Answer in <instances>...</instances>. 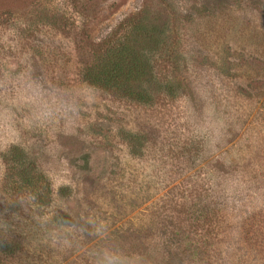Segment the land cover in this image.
<instances>
[{"label": "rangeland", "instance_id": "374dc122", "mask_svg": "<svg viewBox=\"0 0 264 264\" xmlns=\"http://www.w3.org/2000/svg\"><path fill=\"white\" fill-rule=\"evenodd\" d=\"M157 7L169 89L89 85ZM105 251L264 264V0H0V264Z\"/></svg>", "mask_w": 264, "mask_h": 264}, {"label": "trees", "instance_id": "16d2710c", "mask_svg": "<svg viewBox=\"0 0 264 264\" xmlns=\"http://www.w3.org/2000/svg\"><path fill=\"white\" fill-rule=\"evenodd\" d=\"M151 14L150 20L142 19L139 22L135 20L129 28V33L120 37L113 44L111 63L114 62L110 68L105 65L103 71L93 75L92 78L88 77L89 85L102 87L107 92L113 91L114 95L119 94L142 104L149 103L148 95L151 91L149 88L152 89L151 92L156 93H158V89H169L168 84H162L165 86L162 87L157 81L155 82L157 77L155 78L154 75L156 67L153 60L156 55L168 58L169 54L167 55L166 52L171 48L175 36L178 35L175 33V29L171 34H166L162 32L161 27H158L161 15L160 7L156 8V13L153 11ZM146 82H151L152 85L148 88ZM134 85L139 89L135 90ZM141 87L142 92L140 91ZM152 263L151 261L149 264Z\"/></svg>", "mask_w": 264, "mask_h": 264}, {"label": "clouds", "instance_id": "9594fccd", "mask_svg": "<svg viewBox=\"0 0 264 264\" xmlns=\"http://www.w3.org/2000/svg\"><path fill=\"white\" fill-rule=\"evenodd\" d=\"M70 111L75 112V107H72ZM58 114L67 115L69 114V109L66 108L63 113H61L59 109H49L43 114V116L44 118H55ZM92 234L105 236L106 232L101 229ZM94 255L96 256L97 264H131V262L127 258L109 251H105L103 253H94Z\"/></svg>", "mask_w": 264, "mask_h": 264}]
</instances>
